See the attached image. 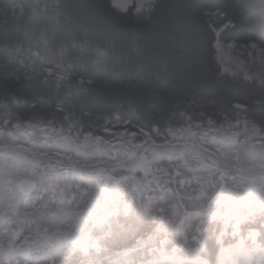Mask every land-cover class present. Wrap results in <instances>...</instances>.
<instances>
[{"label": "clouds", "instance_id": "obj_1", "mask_svg": "<svg viewBox=\"0 0 264 264\" xmlns=\"http://www.w3.org/2000/svg\"><path fill=\"white\" fill-rule=\"evenodd\" d=\"M151 3V11L137 17L109 13L110 0H95L94 14L78 17L74 42L67 46L66 79L73 85L87 80L89 96L79 104L84 114L78 120L64 122L61 114L51 113L70 143L52 141L45 148L53 153L72 148L66 159L78 163L88 180L77 181L73 198L63 204L53 199L46 181L38 182L10 220L3 219L9 215L5 195L0 200V264H89L90 258L94 264H110L113 249L141 238H153L152 243L137 249L131 264H264V159L222 150L208 132L190 144L181 131L184 123L197 119L206 121L207 130L233 122L264 130V113L243 111L237 102L251 90L264 92V79L245 75L239 67L240 62L247 66L249 48L253 57L256 49L264 51V0ZM112 31L122 38L134 34L136 55L120 43L105 47L98 57L97 49ZM222 53L233 59L226 62ZM112 65L162 72L184 103L146 108L145 96L137 93L133 106L126 81L107 70ZM97 96L105 102L98 103ZM185 104V112L191 111L188 121L179 112ZM114 108L127 135H106L110 125L95 119L97 112ZM244 175L256 178L250 191ZM57 208L69 214L52 216ZM230 209L240 217L235 232V221L223 219ZM53 232L66 235L45 246V236ZM253 232L254 240L249 238ZM85 238L98 244L90 258L74 249Z\"/></svg>", "mask_w": 264, "mask_h": 264}, {"label": "trees", "instance_id": "obj_2", "mask_svg": "<svg viewBox=\"0 0 264 264\" xmlns=\"http://www.w3.org/2000/svg\"><path fill=\"white\" fill-rule=\"evenodd\" d=\"M94 3L95 0H0V121L10 114L25 123L42 120L47 121L42 126L62 129V124L52 119L53 111L61 114L64 122L78 120L84 114L79 111V104L88 98L90 85L87 80L75 85L69 83L66 54L69 42H74L78 31V17L93 15ZM105 10L137 17L151 11H123L115 7L112 0ZM120 43L129 55H136L137 37L129 33L122 38L112 31L105 37V46L97 49V56L103 57L105 47ZM107 70L114 78L126 81L128 99L133 106L138 102L137 93L145 96L146 108L152 104L167 107L184 103L177 88L160 71L145 72L119 65L109 66ZM96 99L98 103L105 102V97ZM237 102L256 114L264 113V92L258 89L245 93ZM186 108L185 104L179 112H185ZM190 115V110L185 112L184 120L188 121ZM95 119L109 124V132L125 130L119 126L125 123L120 120L119 108L101 110ZM202 123L206 121H190L191 126ZM186 125L189 123L183 124Z\"/></svg>", "mask_w": 264, "mask_h": 264}, {"label": "snow or ice", "instance_id": "obj_3", "mask_svg": "<svg viewBox=\"0 0 264 264\" xmlns=\"http://www.w3.org/2000/svg\"><path fill=\"white\" fill-rule=\"evenodd\" d=\"M254 47V46H253ZM260 61L264 65V51H260ZM222 58L226 60L233 59L230 53H222ZM239 67L246 69L243 62ZM237 107H241L237 105ZM47 121L30 120L25 123L22 118L9 116L0 121V200L7 199V211L9 215L3 219L10 220L12 216L17 215L20 199L30 195L36 188L38 182L46 181L48 190L53 193V199L63 204L73 198L72 187L79 181L85 183L88 180L87 174L81 169L75 161L66 159V155L72 152L70 147H64L57 152L46 151L45 146L52 141H59L63 144L70 143L62 130L55 127H42ZM187 135L188 142L195 143V140L207 129H198L193 131L191 127L181 130ZM124 132V131H122ZM215 133V142L222 150H232L236 156L242 150L250 160L264 159V130L249 125L247 122L230 123L221 129L213 130ZM106 135H115L106 131ZM127 135V132H124ZM102 148L103 146L100 145ZM63 152V154H61ZM111 180V176H107ZM244 181L248 185L249 191L255 185L256 178L251 175H244ZM88 211L87 208L84 209ZM230 214L223 215L225 223H232L233 231H238L240 217L234 210H229ZM52 216L59 214L68 215L69 210L57 208L50 212ZM203 225L199 230L194 232L198 237L199 231H202ZM167 230V229H162ZM60 232L47 234L44 238V245H55L63 236ZM218 239L223 238V233L218 234ZM250 239H255L256 234L249 233ZM153 238H141L136 240L133 245H124L112 250L109 256L110 264H131V259L137 249L145 247L152 243ZM75 250H79L84 256L90 258V252L98 249L95 241L85 238L83 241L76 242ZM250 254H255L253 250ZM89 264L94 262L89 259Z\"/></svg>", "mask_w": 264, "mask_h": 264}, {"label": "rangeland", "instance_id": "obj_4", "mask_svg": "<svg viewBox=\"0 0 264 264\" xmlns=\"http://www.w3.org/2000/svg\"><path fill=\"white\" fill-rule=\"evenodd\" d=\"M112 3L115 7H117L120 10L127 11V10H134L136 12H147L151 9L152 3L151 0H112ZM260 50H255V57H253V49L249 48L247 50V54L249 56V62L247 63V66L244 65V68L246 69L247 75L256 77L258 80L264 79V65L261 64L260 61ZM226 62L229 60L224 59ZM255 60V63L252 61ZM243 111H247L245 107L242 109ZM236 123V122H233ZM190 125L183 126V128L187 129ZM45 127V126H42ZM49 127V126H48ZM207 127V123H202L198 125H192L191 128L193 131H196L198 129H205ZM58 131L61 129H57ZM209 130V135L212 136L215 133L212 129ZM183 138L180 140V143H183ZM63 154V152L61 153Z\"/></svg>", "mask_w": 264, "mask_h": 264}]
</instances>
